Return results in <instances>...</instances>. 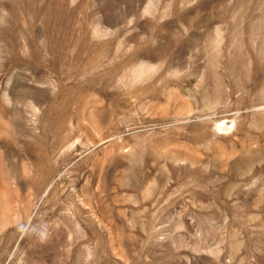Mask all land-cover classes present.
I'll use <instances>...</instances> for the list:
<instances>
[{
	"label": "rangeland",
	"instance_id": "1",
	"mask_svg": "<svg viewBox=\"0 0 264 264\" xmlns=\"http://www.w3.org/2000/svg\"><path fill=\"white\" fill-rule=\"evenodd\" d=\"M0 264H264V0H0Z\"/></svg>",
	"mask_w": 264,
	"mask_h": 264
}]
</instances>
